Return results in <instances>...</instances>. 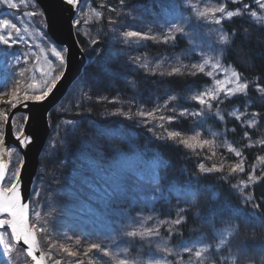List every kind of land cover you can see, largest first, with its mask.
<instances>
[{"label": "trees", "instance_id": "16d2710c", "mask_svg": "<svg viewBox=\"0 0 264 264\" xmlns=\"http://www.w3.org/2000/svg\"><path fill=\"white\" fill-rule=\"evenodd\" d=\"M175 1L179 3L181 0ZM209 1L202 0L197 4V10H202L206 5L211 6ZM249 1L237 0L232 3L231 0H224L225 3H231L229 10L240 8L242 4H247L248 8L242 10L241 16L225 19L220 25L212 23L214 28L210 30H214L215 37H209H214V47L219 44L221 30L229 37L228 43H220L217 51L223 62L239 72L242 81L247 80L249 83L247 95L239 94L235 97L239 101H230V104L240 107L241 112L246 104L250 110L248 118L238 121L228 110L217 106L213 107V113L218 109L223 113L224 119L220 120L213 113H208L209 119L205 127L198 117H180L178 111H170L173 106L198 110L200 105L191 101L190 96L208 79L204 73L191 67L201 58V52L193 44L191 46L189 38L177 34L175 41L179 44L175 46L172 41L164 44L159 41V37L158 41L126 42L119 36V32L126 28L148 32L150 35L159 33L162 36L165 28L178 23L176 17L167 19L170 16L166 12V4L170 0H162L163 6H158L156 0H124L123 5L120 0H91L90 13L84 3L76 31L80 45L92 59L82 79L52 113L50 122L53 131L42 156V167L35 189L36 193L41 191L35 199L33 197L32 204V212L39 210L44 214L39 222L54 237L59 236V232H56L59 227L72 221L74 227L68 232V238L71 237L73 244L85 248L90 243H97L101 249L110 250L108 257L95 249L89 253L91 257L98 258L100 264H117L119 258H135L142 264L149 247L141 248V238H128L123 236V232L135 230L128 225V218L131 221L142 218L153 226V219H147L148 210L153 203L158 202V222L176 218L179 207L184 206L187 211L180 215L186 217L185 222L172 227L182 233H193L194 236L195 233L204 234L203 239L208 241L219 230L239 223L240 235L231 238L230 243L216 255L224 254L228 259L239 257L240 264H264V228L251 215L256 213L264 216V163L259 160V157L264 156V144L259 143L264 140V94L255 90L257 84L264 85V16ZM32 2L38 13H43L33 0ZM101 4L104 5L103 8L100 7ZM109 6L115 7L117 11H109ZM122 7L129 9L130 15L120 12ZM26 8L29 9L30 6L27 5ZM93 9L103 12V20H95L92 16ZM191 12L189 25L197 27L196 30H200L199 35L203 38L210 31L209 23L197 20L193 8ZM252 12H256L255 17L251 16ZM108 17L115 18L113 25L107 23ZM36 21L43 27L46 23L44 14L42 17L38 14ZM92 38L97 39L98 43L90 47L88 40ZM209 44L211 43L203 41L200 50L207 48ZM191 47L194 49L192 56ZM141 64H146L147 67H140ZM157 64L160 65L159 68H156ZM174 67H179L181 72L168 75ZM161 72L164 74L161 75ZM193 72L196 74L192 75ZM16 80L18 79L13 74L8 75L7 82L0 90L10 91ZM170 96L178 99L170 101L167 108L158 111L156 116H176L172 122L148 119L146 123H141L143 118L135 116L138 110L148 112L162 106ZM97 97H108L109 100L118 97V100L115 103L97 102ZM1 107H5L4 112L8 114L10 108L6 104ZM118 111L132 114L133 119L112 115ZM254 112L259 113L256 117L258 123L255 129H250L243 122L252 119L251 114ZM18 118L23 126L25 116L20 114L15 117V121ZM99 129L110 130L107 139L98 136ZM169 131H179L183 136L173 141L167 137ZM194 131L201 133V141L212 140V133L218 135L211 146L199 145L193 141V147L188 148L179 143L181 138L187 139ZM245 131L249 132L253 143L250 148L245 147L250 142L244 137ZM125 136L131 139V146L122 139ZM89 144H92L91 150L88 148ZM228 145L241 150L243 156L237 158L228 152ZM111 149H121L123 154L107 160L106 166L111 165L117 172L134 175L124 183L110 204L105 206L95 203L101 213H89L86 210L84 213L81 202L91 199L82 197L81 193L88 191L89 194H95L88 185L96 184L99 179V173L90 171L86 164L91 161L96 150L102 151L104 156H112ZM212 152L216 155L212 156ZM241 159L244 161L245 172L229 175L230 167ZM200 164L206 168L212 165L223 166V171L202 174L199 172ZM253 167L254 175L259 178L257 182L251 184L246 192L241 188H234L233 184L247 180ZM157 177L159 191L154 184ZM173 185L193 187L197 192L195 204L187 207L183 200L178 202L176 193L171 190ZM248 193L260 205L259 209L243 203V198ZM66 197H78V200L72 205L66 202ZM103 214L108 216L109 224L97 228L95 217L102 221ZM49 215L56 218V221H52ZM164 225L170 226L167 223ZM113 236L116 237L115 240L112 239ZM77 239L79 244H76ZM176 239L177 236H174L173 240ZM124 248H127V253L121 251L120 256L115 257L117 249ZM237 249L240 251L237 252Z\"/></svg>", "mask_w": 264, "mask_h": 264}, {"label": "snow or ice", "instance_id": "6c2138e0", "mask_svg": "<svg viewBox=\"0 0 264 264\" xmlns=\"http://www.w3.org/2000/svg\"><path fill=\"white\" fill-rule=\"evenodd\" d=\"M120 2L121 5H123L124 0H120ZM156 2L158 6H163L162 0H156ZM231 2L236 3L237 0H231ZM24 3L25 0H19V4L16 2V0H0V5H4L9 9H18L19 5ZM65 3L68 6L76 7V5L79 3V0H65ZM188 6L193 8V10L195 11L197 20H204L208 23H214L216 25H220L225 19L231 20L233 17L241 16L243 14L242 10L248 8L247 4H242L240 8L229 10L224 0H220L218 6L214 8H208L207 6H205L202 10H197V5L189 3ZM100 7L103 8L104 5L101 4ZM108 10L117 11V9L113 6H109ZM119 11L125 15H130L129 9H125L122 7ZM38 14L41 17L43 16V13H37L36 11H29L24 13L25 16L29 17H35ZM92 16H94L96 21H101L104 18L103 12L95 9L92 10ZM251 16L255 17L256 12H252ZM91 18L92 17H89V19ZM189 22L190 18L186 17L183 23H176L170 25L169 27L165 28L162 36L159 33L150 35L148 32H141L139 30H133L131 28H126L120 31L119 36L126 42L144 40L158 41L159 37V41L163 42L164 44H168L170 41L175 42L177 34H180L185 37H188L190 35V32L186 31ZM72 23L74 26L79 25L80 19L77 18L73 20ZM85 23H88V21H85ZM107 23L109 25H113L115 23V18L108 17ZM44 27H46V25H44ZM113 31H115V28H113ZM13 33H15V36L13 35ZM21 39V28L18 27L17 24L13 23L9 19H0V45H4L7 49H11L14 46L18 45L21 42ZM42 39H46V36L42 37ZM228 40V35L223 34V30H221L219 43L227 44ZM97 43L98 40L95 38L88 40V44L90 47L96 45ZM63 51L64 49L58 50L55 46L51 47V53L55 56V58L58 59L61 66H64L66 64L65 57L62 55ZM96 51L98 52L99 49H96ZM5 54L7 55L8 53L6 52ZM90 59L92 58L90 57ZM20 62V57L16 56L14 59V64L19 65ZM23 63L27 64V59H24ZM206 65L209 66V70L207 72L205 71ZM140 67L146 68L147 65L141 64ZM159 67L160 65L157 64L156 68ZM184 67L187 66L185 65ZM191 67L193 69H196L199 73H204L206 76L212 78L215 82L216 87L212 90L205 89L191 94L190 100L200 105V108L198 110H190L188 108L178 109L176 106H173L170 111H178V115L180 117H204L208 113H213L212 101H218L221 104L224 102V99L221 98L220 93H223L225 99L230 98L232 96H236L238 94L247 95L249 83L247 80L242 81L241 74L239 72L232 71L230 77L225 72L223 80L215 79L213 73L217 72V70L220 68V64L219 62L214 63L212 59H203L202 62L193 63ZM27 71V68H21L19 71V76L23 77ZM52 71H55V69H52ZM180 72L181 69L179 67H174L168 73V75H173ZM160 74L163 75L164 73L161 72ZM191 74L195 75L196 73L193 72ZM62 77L63 67L61 68V72L59 75L54 76L51 80L45 79V87L42 88L38 93L21 91L20 81L16 80L14 83V87L10 92L7 90H0V97L10 96V99H8L7 101H3V103L7 106H10L11 108H16L21 103L24 104V107H27L28 101L43 102L47 100L48 97L54 92V90L57 88L58 82L62 79ZM35 83V80H33L32 83L28 85V87H34ZM255 90L261 94H264V85L257 84ZM177 99L178 98L176 96H170L162 106L154 108L148 112L138 110L136 111L135 116L143 118L140 121L141 123H146L148 119H158L160 121L167 120L168 122H172L177 118L176 116L160 115L157 117L156 113L158 111H161L163 108H167L168 103L170 101H174ZM117 100L118 97H114L111 100H109L108 97L96 98L97 102L107 101L109 103H115ZM213 114L219 117L220 120L224 119L223 115L220 114L218 109ZM112 115L125 116V118L128 120L133 119L132 114H125L122 111L114 112L112 113ZM231 115L235 116L236 120L239 121L241 120V117L244 115V113H241L237 110L232 112ZM251 116L253 117L252 119H249L243 123H246L248 128L255 129L258 123L256 117L259 116V113L254 112L251 114ZM8 119L9 118L7 112H0V120H3L5 123H7ZM25 119H27L26 116ZM159 126L163 127V125ZM149 130L151 131V129ZM109 131V129H99L98 136L107 139ZM231 131H235V129H231ZM200 134L201 133L199 131H194L193 135H191L187 139L181 138L179 140V143L188 148L193 147V141L197 142L199 145L211 146L215 143V137L218 135V133H212V140L204 139L201 141L199 140ZM13 135L15 139L20 142L21 147H27V145L32 142V137L30 135H26L23 131L19 133L14 132ZM182 136L183 134L179 131H169L167 133V137L173 141L176 140L177 137ZM244 137L248 138V140L250 141L248 144L245 145V147H252L253 143L251 142V137L248 131L244 132ZM122 139L125 143L131 146L132 141L129 137L125 136L122 137ZM157 139H159V137H157ZM259 143L264 144V140L259 141ZM88 148L91 150L92 144H89ZM111 151L112 156H104L102 151L96 150L95 155L92 157L91 161L86 164V167H88L90 171L94 170L99 173V179L97 183L88 185L95 193V195L92 196L90 199L93 203H99L105 206L110 204L111 200L119 194L120 189L124 185V183L127 180L131 179L134 175L132 173H127L123 171L117 172L112 168L111 165L106 166L107 160L115 159L116 157L123 154L121 149H111ZM227 151L233 153L237 158L243 156V152L241 150H238L236 147H233L231 145H228ZM5 152H7V156L4 155ZM211 155L215 156L216 153L212 152ZM8 156H11V152L9 151L8 146L5 143V134L3 130H0V229H5L6 232H10L12 242L3 240L2 234H0V240H3V255L8 257L9 264H13V261L15 260V249L18 245L21 244V242L23 245L27 246L23 249V253L26 255V257L31 259L32 264H49V262H51V264H63L62 259L57 258L56 254L58 253L66 254L68 257H76L78 255L79 250H73L71 246L64 242H61L59 239L53 241L50 235L45 240L47 248H41L38 233H44L45 228L38 223L29 222L30 212L32 210L31 206L34 203V200L32 198L25 200L21 194V169L23 168L24 162L21 160L18 164L14 166V170L10 171ZM259 160L264 163V156L259 157ZM222 171L223 166L217 167L216 165H212L211 167L206 168L203 164L199 165V172L202 174H210L213 172ZM244 172V161L243 159H241L239 160V162L234 163L230 167L229 175ZM254 173L255 168L253 167L252 171L248 175L247 180H241L239 184H233L232 186L234 188L248 189L251 184L257 182V180L259 179L254 175ZM100 181H103V183H100ZM158 183L159 178L157 177V180L154 181L157 191H159ZM171 190L176 193V199L178 202L183 200L187 207H191L195 204L197 192L193 187L189 185H173ZM37 195L38 194L35 191L32 194L33 197ZM81 203H83L82 211L86 210L89 213H94L97 211L92 206V204H89L87 202ZM243 203L245 205L251 204V206L255 209H259L260 207L259 204L253 201L251 195L244 196ZM186 211L187 208L181 206L177 211L176 218L172 219L171 221L160 220L155 225V227L143 230L125 231L123 232V236H126L128 238L139 237L141 239H144L146 237H158L160 236V227L167 223L170 225L167 229L170 238V236L173 234L172 226H178L185 222L186 217L180 214ZM237 214L239 215V213ZM34 215L36 220L39 221L41 213L39 211H35ZM251 215L254 217L256 223L261 228H264V216L257 215L256 213H252ZM147 219H152V217L149 216ZM245 223H247V221H245ZM240 227L241 225L237 223L234 227H228L224 231L217 233L216 238L218 239V243L215 245L214 248L212 245L207 243H200L198 245L195 243H193L192 245L185 244L181 248L180 252L175 253V255L177 256V264H186V262L182 260L181 253L191 254L190 264H205V261L208 260V256H206L205 254L213 251L219 252L222 248L225 247V245L230 243L231 238L240 235ZM68 239L71 240V237H69ZM112 239L115 240L116 237L113 236ZM76 244H79V239L76 240ZM156 246L162 252H165L168 255H173V250L167 246V240L163 237H161L160 242H158ZM93 249L97 250L98 252H102L103 256L105 257L110 256V250L108 248L101 249L100 245L97 243L88 244L83 249V255L89 256V253H91ZM121 251L126 254L127 248H124L122 250L117 249L115 257H119ZM239 251L240 250L237 249V252ZM91 259L92 258L90 257V264ZM76 264H84V261L78 260L76 261ZM117 264H140V261L137 259L119 258L117 259ZM147 264H170V262H167L166 260L155 259L148 261Z\"/></svg>", "mask_w": 264, "mask_h": 264}, {"label": "rangeland", "instance_id": "374dc122", "mask_svg": "<svg viewBox=\"0 0 264 264\" xmlns=\"http://www.w3.org/2000/svg\"><path fill=\"white\" fill-rule=\"evenodd\" d=\"M16 2L19 4V0H16ZM211 2V6H208L209 8H214L217 7L219 3L214 4ZM249 2H252L253 4L257 3L258 9L261 10V14L264 16V0H250ZM190 2L188 0H181L179 3L175 0H170L169 6L174 7V8H179L183 9L184 7L188 6ZM191 4V3H190ZM227 8L231 6V3H225ZM30 6V8H26V6ZM24 7V8H22ZM85 7L88 9V13H90V7H91V0H86ZM234 10V9H233ZM29 11H38L35 9L34 4L32 0H25L24 4H20L18 9H9L4 5H0V19H9L13 23L17 24L18 27L21 28V42L14 46L11 49H7L6 46L0 45V87L4 85L7 82L8 75L13 74L15 79H22L23 81H20V88L21 91H29L30 93H38L42 88L45 87L44 81L45 79L51 80L54 76H57L61 72V68L63 66L60 65L59 61L55 56L51 53V47L54 45L50 42L48 37L43 33L42 27L37 24L36 17H29L25 16V12ZM166 11V10H165ZM163 11V13L165 12ZM192 13V12H191ZM219 15V14H218ZM190 18V17H189ZM197 27H193L192 25H188V29L191 35H199L200 30H196ZM214 26L212 23H209V30L213 29ZM42 30V31H41ZM15 36V33H13ZM214 35V30H210L209 33L206 35H203L202 42L206 41L207 43H212L214 41L212 37ZM46 39H42V37H45ZM194 45H199L198 41H193ZM58 50L63 49L56 47ZM8 53L7 55L5 53ZM208 53L204 56L203 59H212L213 62H219L220 68L217 70V72L213 73V76L215 79H224V73L226 72L228 76H231V72L233 71L230 68L224 67L220 61L217 55L213 54L212 51H207ZM65 50L62 52V55L65 57ZM16 56L20 57V64L15 65L14 64V59ZM24 59H27L28 63L24 64L23 61ZM32 61V63H31ZM202 62V61H201ZM196 63H198V60H196ZM21 68H27L28 71L25 73L23 77L19 76V71ZM30 69L33 70V74L30 73ZM52 69H55V71H52ZM205 69L209 70V66L206 65ZM13 71V72H12ZM40 73L44 74V76H37ZM85 73V72H84ZM219 73V74H217ZM83 77V76H82ZM81 77V79H82ZM80 79V80H81ZM35 80V86L32 88H29L28 85L32 83V81ZM75 87V86H74ZM73 87V88H74ZM216 87V85H215ZM11 91V90H10ZM9 91V92H10ZM220 96L222 99H224V102L221 104L218 101H212V104L214 102H217L218 105H220V108L224 110H228L229 113L231 114L234 111H239L240 107L235 106L234 104H230V101H227L224 98L223 93H220ZM231 98V97H230ZM10 99V96H4L0 97V112H4L5 107H1V105H4L3 101H7ZM233 102V101H232ZM8 108L12 109L10 106ZM250 110H248L247 105H244L243 111L241 113H244L243 117L241 119L245 120L248 118V113ZM221 115L223 113L219 111ZM233 116V115H232ZM253 118V117H252ZM4 121L0 120V130H3L4 132ZM16 126H17V131L21 130V125L19 122V118L16 121ZM11 152V155L13 156V164L11 166L10 171L14 170V166L18 164L22 160V156L17 152L16 149H11L9 150ZM55 167V165H52ZM131 180V179H129ZM41 191V190H40ZM40 191L37 193L38 195L40 194ZM37 195V196H38ZM82 197H90L91 194H89L88 191L82 192ZM35 199V197H34ZM66 202L69 204H74L76 200H78V197H75L73 199H69L68 197L65 198ZM88 202V201H87ZM39 211V210H38ZM44 216L43 213H41V217ZM50 216V215H49ZM74 216V215H72ZM52 221H56V218H52L50 216ZM30 219L31 223H38L41 226L45 228L44 233H38V236L40 238L41 242V247L42 249L47 248V244L45 242L46 238L50 235L51 239L53 241L59 239L61 242H64L74 248V250H79L78 255L76 256L75 259H71V257H68L66 254L58 253L57 258H61L63 261V264H76V261L82 260L84 261V264H90V255L89 256H84L83 255V249L84 247L81 245L75 246L72 244L71 240L67 239V236H57L54 237L53 234H51L48 229L39 221L36 220L35 215L33 212L30 214ZM52 227V226H51ZM3 235V240H6L9 242L8 235L6 233H1ZM64 239V240H63ZM3 240H0V260L3 261V264H9L8 257L3 255ZM55 251V250H54ZM22 252V250H21ZM92 258V257H91ZM150 260H155V259H161V260H166L167 262L168 259L166 257H160L157 255H153V253L150 252L149 254ZM18 262V258L13 261V264ZM28 263V261H26ZM184 262L186 264H190V260L186 259ZM94 263V262H93ZM51 264V262H50ZM91 264H92V259H91Z\"/></svg>", "mask_w": 264, "mask_h": 264}, {"label": "water", "instance_id": "95a60500", "mask_svg": "<svg viewBox=\"0 0 264 264\" xmlns=\"http://www.w3.org/2000/svg\"><path fill=\"white\" fill-rule=\"evenodd\" d=\"M35 1L44 10L47 22L45 31L57 45L66 48V69L62 79L57 84V88L47 100L43 102L28 101L27 107H24V104L21 103L16 108H13L8 116L9 119L5 129V143L8 148L11 145L18 147L24 157V165L21 169V194L25 200L30 198L35 186L40 155L51 132L49 115L61 103L68 93L70 86L82 75L85 66L89 62V59L84 56L79 45L75 27L72 23L78 15L82 0H79L76 7L68 6L65 0ZM20 112L28 116L23 132L32 137V142L27 147H21L20 142L13 135V119ZM4 155L7 156V152ZM21 245H23L22 242ZM23 246L27 247L26 245Z\"/></svg>", "mask_w": 264, "mask_h": 264}, {"label": "bare ground", "instance_id": "6f19581e", "mask_svg": "<svg viewBox=\"0 0 264 264\" xmlns=\"http://www.w3.org/2000/svg\"><path fill=\"white\" fill-rule=\"evenodd\" d=\"M38 6L40 7V9L42 10V12L44 13V10H43L42 6L39 5V4H38ZM62 27H63V26H62ZM62 27H61V28H62ZM204 29H205V28H204ZM206 33H207V32H206ZM77 39H78V38H77ZM78 41H79V40H78ZM79 45H80V42H79ZM80 46H81V45H80ZM81 49H82V51H83L84 56L87 57V58L89 59V62H88V64L85 66L82 75H81L79 78H77V80H76V81L70 86L68 93L65 95V97L62 99L61 102H63L65 99H67V97L70 95V93H71L73 87L79 82V80L81 79V77L84 75V72H85L86 68H87L88 65L90 64V57L87 55V53H86L85 50L82 48V46H81ZM20 114L26 116L25 113L20 112V113H18V114L16 115V117H17L18 115H20Z\"/></svg>", "mask_w": 264, "mask_h": 264}]
</instances>
